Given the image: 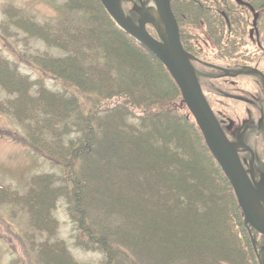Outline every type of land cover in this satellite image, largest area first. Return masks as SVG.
Listing matches in <instances>:
<instances>
[{"label": "trees", "instance_id": "obj_1", "mask_svg": "<svg viewBox=\"0 0 264 264\" xmlns=\"http://www.w3.org/2000/svg\"><path fill=\"white\" fill-rule=\"evenodd\" d=\"M171 5L206 97L224 89V79L242 86L253 77L246 72L258 62L250 35L259 28L264 43V0ZM11 11L13 26L66 53L33 63L68 89L53 92L0 58V88L10 95L0 110L26 127L32 146L65 176L62 186L42 175L26 195L1 189L0 196L25 207L33 228L48 234L66 196L82 234L77 245L102 253L103 264H260L231 182L162 61L123 32L101 0H69L61 20L45 25ZM236 68L244 72L228 75ZM254 236L264 263V237ZM37 256L41 264H79L62 241L43 243Z\"/></svg>", "mask_w": 264, "mask_h": 264}, {"label": "rangeland", "instance_id": "obj_2", "mask_svg": "<svg viewBox=\"0 0 264 264\" xmlns=\"http://www.w3.org/2000/svg\"><path fill=\"white\" fill-rule=\"evenodd\" d=\"M68 1L0 0V58L17 67L19 72L31 81L43 83L53 92H66L68 85L44 75L33 63V57L39 55L62 57L66 53L60 48L48 46L43 40L31 37L28 33L13 26L10 23L12 20L10 21L9 11H17L19 16L45 25L61 20ZM145 1L134 0L136 3L131 4L128 0H121L120 8L127 18L135 22L130 10L134 8L133 12L140 20L141 14L145 10ZM149 15L150 19L155 20V26L152 24L155 29L146 26V30L159 39L161 34L159 20L153 13ZM177 23L179 27L178 20ZM2 25L3 28L6 26L5 31L1 27ZM250 80L254 79H245L242 86L239 85V87L245 90L249 89ZM8 99H10V95L0 88V102H6ZM87 101L85 98L82 99L86 106L85 109L91 105ZM233 103L238 104V102ZM42 175L54 176L56 186L64 184L63 166L52 160L43 151L34 148L27 139L26 127L20 124L13 115L0 110V191L6 189L10 196L12 194L24 196L32 186L33 179ZM10 196L9 198H11ZM0 197V264H41L37 251L47 241L50 243L64 242L79 264L104 263L105 256L102 253L87 251L77 245V240L82 237V234L71 217V207L66 196H61L57 200L53 216L57 219L58 224L56 230L50 234L39 232L33 228L25 207L16 205L15 201ZM116 221L117 225H124V220L117 219Z\"/></svg>", "mask_w": 264, "mask_h": 264}, {"label": "water", "instance_id": "obj_3", "mask_svg": "<svg viewBox=\"0 0 264 264\" xmlns=\"http://www.w3.org/2000/svg\"><path fill=\"white\" fill-rule=\"evenodd\" d=\"M103 7L114 23L135 41L153 52L166 66L179 86L184 100L195 117L205 141L234 189L239 205L245 216V224L264 236V216L255 212V207H264V172L260 181L253 171L249 174L240 159L236 144L224 132L216 114L212 110L192 65L195 59L185 50L180 36L177 20L170 0H156L161 11L164 29L160 30V40L146 30L150 19L147 13L141 14L138 24L127 18L121 8V0H101ZM155 26V25H154ZM240 74V73H239ZM256 249V242L252 238Z\"/></svg>", "mask_w": 264, "mask_h": 264}, {"label": "flooded vegetation", "instance_id": "obj_4", "mask_svg": "<svg viewBox=\"0 0 264 264\" xmlns=\"http://www.w3.org/2000/svg\"><path fill=\"white\" fill-rule=\"evenodd\" d=\"M225 1L227 2V0ZM128 2L131 4L136 3L134 0H128ZM248 8L252 12L251 8ZM133 10L134 8L130 10L134 17L132 18L135 20V23L138 24L140 21L139 17H137V14L134 13ZM256 12V14H253L260 16V11L258 10ZM147 27L155 29L152 24H148ZM253 30L254 32H251L250 39L252 40V44L254 43L257 45V49L252 56L256 58L258 62L255 64V69L253 68L250 71H246L251 73L250 75L253 76L251 78L254 79L250 80V88L242 91L239 87L240 82L238 83V81L234 79H224V89L220 90L218 93H208L209 96L207 100L210 105H212L211 107L213 110L218 104L216 108L218 115L216 116L224 132L232 143H240V148H238L240 159L247 172L250 174L251 171H253L256 180L259 181L264 172V43L262 44L260 41L259 28H254ZM239 33L240 32H238V34ZM235 41L236 46L240 48V46H242L243 37L239 36V39L236 38ZM240 52L243 58L245 51ZM190 54L194 57L196 56L193 53ZM248 55L250 58V53H248ZM242 61L243 59L238 58L236 59L238 63H234V61L232 66L240 65ZM261 64L263 65L262 67ZM237 69L238 68L230 71L228 75L237 77L239 73L244 72L238 71ZM233 102H238V104L236 105ZM214 103L216 105H214ZM243 147H245V149H243Z\"/></svg>", "mask_w": 264, "mask_h": 264}, {"label": "bare ground", "instance_id": "obj_5", "mask_svg": "<svg viewBox=\"0 0 264 264\" xmlns=\"http://www.w3.org/2000/svg\"><path fill=\"white\" fill-rule=\"evenodd\" d=\"M144 13H147V14H151L153 13V15L156 16V18L159 20V23H160V28L161 29H164L163 26V20H162V16H161V11H160V8L158 6V3L156 2V0H146L145 1V10H143ZM254 209H255V212L258 213L260 216H264V207H261V206H256L255 207V204L254 202L252 203Z\"/></svg>", "mask_w": 264, "mask_h": 264}]
</instances>
